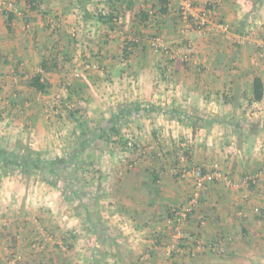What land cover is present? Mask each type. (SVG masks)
Instances as JSON below:
<instances>
[{
  "label": "crops",
  "instance_id": "obj_1",
  "mask_svg": "<svg viewBox=\"0 0 264 264\" xmlns=\"http://www.w3.org/2000/svg\"><path fill=\"white\" fill-rule=\"evenodd\" d=\"M8 1L25 5L24 11L19 14L16 12L10 26L7 25V16L4 13L7 10L5 3ZM25 1L0 0V145L10 150L14 149L17 143L28 145L35 150H40V147L52 148L56 144L55 140H51L52 133L56 130L54 118L53 115L49 116L45 109L44 99L47 93H41L29 86L33 71L41 67L42 57L48 56L51 48L57 43L48 29L49 19L53 16L46 14L48 9L42 12L43 15L38 11L27 10ZM144 1L142 7L149 6L156 0ZM179 1L181 2L174 0L172 7ZM193 2L200 7L204 3L203 0ZM138 8L140 9L135 5L133 10H128L124 6L121 9L122 15L127 14L135 18L139 12ZM80 12L84 14L82 10ZM72 14L74 13L66 11L65 21L71 22ZM209 18L213 19L210 23L219 19L230 25L231 29L227 33L214 29L195 39L191 37L189 30L184 31L185 28L180 27L182 24L175 25L169 28L170 30L164 29L163 37L171 33L178 34L168 38L170 41H167V48L170 50L164 56L166 61L175 59L173 64H159V57L154 58L151 51L142 52L140 48L130 58L133 60L129 61L137 73L140 71L138 85L136 84L138 88L130 86L125 89L123 84L119 88L117 81H120V77L113 78V90L116 92L114 97H118L117 102L121 107H116L117 110L111 109L114 111L108 121L116 117H121L120 122L128 119L133 122L129 123L128 127L136 124L137 127L134 126L132 130L140 137L138 142L136 139L135 150L125 148L117 142L106 143L98 140L97 142L104 143L108 150L113 151L102 157L92 155L91 164L96 171L93 175L87 173L85 178L92 180V185L101 179L105 186L107 202H110L111 206L103 214L104 224L109 216L128 218L132 222L137 233L136 241L129 243L133 253H119L118 239L114 238H111V253H71L72 249L67 253H58L61 245L56 249L50 246L43 253H33L32 249L40 246V240H46L45 233L49 231L52 222L47 221L49 216L46 214L42 219L38 217L39 222L37 219L33 220L34 216L22 215L23 218H20V214L29 208L19 201L20 185L9 188L4 185L0 187V264H9L13 255L18 256L20 264H244L249 263L248 261L259 264V261L264 259V99L252 105L259 106L261 128L256 138L259 149L256 145L252 153L247 147L248 144L244 145L242 153H239L238 140L232 134L226 137L223 133H218L221 124L194 130L175 118H169L166 116L167 112L166 115L163 113V110L169 108L186 106L191 111L203 112L206 109L209 114L217 113L231 106L226 103L223 105L222 97L225 91L231 93L235 101H242L241 104L244 105V97H252L253 78L248 72L249 69L242 68L240 73L237 72L239 67L248 66L249 59L257 61V57L253 58L257 46L259 70L256 69L255 75L264 83V0H222ZM134 20L131 25L136 24ZM27 21L32 24L31 28L29 25L25 26ZM140 30L143 33L152 30L150 34H155L152 28ZM181 32L183 36L180 35ZM249 38L254 40L252 43L256 47H233V44L228 42L233 40L240 44L247 41L251 43ZM71 39L69 37L62 40L61 46L63 42L69 44L73 40ZM186 41L188 46H184ZM124 44L121 45V50ZM72 45L76 47L74 40ZM101 47L105 50L104 46ZM185 60H190L191 70L184 68ZM111 63V60L107 61V64ZM155 64L163 67L164 74L153 71ZM198 66L207 68L208 72L205 70L202 74L195 73ZM227 68L230 71L224 72ZM78 75L80 74L75 77H79ZM56 76L48 73L43 78L52 84L60 75ZM102 76L103 72L98 71L93 77L81 80L84 84H81L82 91L78 88L74 97L89 115L93 114L90 111L95 97L90 93L85 94L88 91L85 86L91 85L96 92H100L97 89L99 86L104 92L105 87L110 84H104ZM54 86L53 83L51 87ZM121 99H126V103L121 102ZM155 99L162 103L161 111L150 105L154 104ZM183 101L185 106L181 104ZM96 103L98 104V101ZM243 105L241 109H244ZM109 110L110 108L103 107L95 113L105 114L110 112ZM158 112L163 116L161 119L156 117V120L158 119V124L165 129L157 127L151 115L145 117L147 113L156 116ZM169 128L172 131L167 132ZM229 129L231 128L228 127L227 130ZM161 131L167 134L163 135ZM97 142H88L80 156L88 152L91 144ZM81 143L84 144L80 141L79 146ZM54 149L58 151L56 147ZM187 149L190 150V159L181 161V155ZM177 161H181L179 166L187 169L198 165L211 170L216 166L226 179L208 184L196 198L193 178L190 175L177 174ZM0 177L15 181L23 176L18 172L3 175L0 168ZM184 206L191 207V213L181 228L185 237L180 241V252H176L172 247L178 238L179 229L177 224H169L168 219L173 210ZM30 208L34 210L33 202ZM51 209L54 214L57 213L60 227L74 230L72 234L64 233L63 237L78 234V237L70 242L73 244L82 241L84 236H80V228L83 221L80 215H75L72 206L61 200ZM91 210L92 208H88V212H92ZM23 219L30 222L26 223ZM88 219L89 216L84 222ZM91 221L90 224L98 222L92 219ZM125 238L131 242L130 237ZM199 245L206 246V249L197 250ZM210 246L218 247L214 250Z\"/></svg>",
  "mask_w": 264,
  "mask_h": 264
},
{
  "label": "rangeland",
  "instance_id": "obj_2",
  "mask_svg": "<svg viewBox=\"0 0 264 264\" xmlns=\"http://www.w3.org/2000/svg\"><path fill=\"white\" fill-rule=\"evenodd\" d=\"M76 1L77 0H42V4H41L42 11H44L45 9H48L49 12L46 14H48V15L51 14L53 16V17H50V19H49L50 20L49 27L51 29H54L55 32L52 33L51 36H53L54 40H57V43L53 48H51L52 52L56 53L57 51H60V49L62 47L60 42L62 40H64L65 38H69V37L72 38L75 41V45H76V47L74 48V50L72 52V55H70L72 57L73 61L70 64L65 66V70H64L62 75L56 74L57 76L60 75L59 76L60 78L56 76L57 78L55 79V81L52 82V84L54 83V85H55L54 87H51L52 84L49 83L50 89L47 92L46 99H44L45 109H46V113H47V107H49L48 103L51 100V98L54 95H62L64 90H66V88L68 87L69 91L67 94V96H68L67 99L62 98L61 103L59 102L60 114L53 115V118H54L53 124H54L56 130L54 133H52L53 138H51V140L56 141V144H54V147H56L58 149V151L56 152L53 146H52V148L40 147V150L42 149L43 151H49L51 153L50 154L51 156L57 155L60 157V156H63L64 153L70 154V153H72V151L77 150L79 147V143L82 139L81 130H79V128L77 127V123H75L74 120L71 118L70 112H72L73 110L77 109L80 106L74 100V97H76V95H77L78 88H81V84L83 83L81 80L88 79V77H93L96 72L100 71V72H103L102 80L104 81V84H106V83L110 84L108 86L105 85L106 87L104 89V92L102 90H100V87L98 86L97 89L101 93L96 92L94 87H92L91 85L89 87L85 86V89L86 88L88 89V91L86 90L87 92L85 94L90 93V94H92V96L95 97L93 108H91L92 111H90V113H93V114L89 115L87 113L86 109H83L84 111L81 112V114H82L81 115V122H84L87 124L86 129H85L87 133H89V131L90 132L93 131L102 122L106 123L108 121L109 117H112V112L116 109V107H117V109H118V107H121V105L117 102L118 97H114V95L116 94L115 90H113V84H114L113 78L114 77H120L121 82L117 81L119 84L118 85L119 88H121V86H122L121 84L126 86L125 89L130 88V86H135V89L138 88V86H136V84L139 81L138 76H139L140 71H139V73H137V71L134 70V67L132 66V64L129 63V61L130 60L132 61L133 59L126 60L122 54L123 48H122V50L120 48L121 45L124 44L127 39H131V38L135 37V33L133 31L135 25H131V22L134 18H132L131 15H127V14L120 15L121 16L120 22H118V25L113 24V26L110 24H107V25L101 24L96 19H88L87 20V19H84L83 14L80 12L81 9H79V5L77 4ZM179 2L175 3L177 9L180 8V3L182 2V0L180 3ZM134 3H135V5L139 6L140 9L141 8L146 9L149 7L147 5L142 7L141 4L145 3L144 0H134ZM86 4H87V9L91 13H93L94 15L98 14L99 12L105 13L111 7L110 6L111 5L110 0H86ZM5 7L8 11L12 10L15 13L17 12V14H19V13H21V11L25 10V8H23V7H25L24 3H22V4L17 3V5H16L12 1L6 2ZM193 8L195 9L196 15L200 14L199 13V11H200L199 5H197L195 3L193 5ZM131 9L133 10L134 8H131ZM140 9L138 8V10H140ZM66 11H69L70 13H74V14H72L73 18H71L73 21V22L71 21L72 23L70 21H68V22L65 21V12ZM76 14H78V15H76ZM81 14H82V17H81ZM74 16H76V18ZM171 19L173 20V21H171L173 23V25L177 24V26H178V24H180V25L182 24L180 27L186 28V25L182 21L175 22L176 20H174V17H172ZM66 20H68V18H66ZM179 20H181V19H179ZM206 20L212 21L213 19L211 20L210 18H206ZM27 23L25 24V26L28 27V25H29V28H31L32 24L28 21H27ZM134 23H136V20L134 21ZM213 23H215V24L224 23L226 26H228V27L230 26L227 23H225L224 21L219 20V19L218 20L214 19ZM206 24L208 25V23H206ZM169 25H170V28L174 27L171 23H169ZM229 29H231V28L229 27ZM151 31L148 33H151ZM184 31H186V29ZM176 35H178L177 32L168 34L167 37H163V34L160 35V38L164 39V41H165V48H166V50H168L167 52H169V50H170L169 48H167L169 45V44H167L168 43L167 41H170V39H168V38L172 37V36L175 37ZM180 35L183 36L184 35L183 32H181ZM150 38H154L153 35H150ZM253 38H255V37H253ZM250 41H251V43L249 41H247L244 44L234 42L233 40L228 41V42H231L233 44V47H236V45L237 46H240V45H247L248 46L249 45L251 47H256L255 44L252 43V41H254V40H252V38L250 39ZM64 44L65 43L63 42L62 45H64ZM144 44L145 45L147 44L146 45L148 48L147 50L152 52V55L154 58H156V56L160 58V59L158 58L159 64H164L166 62V59L163 56V55H165L164 52H163V54H160L161 53L160 51H155L153 49V47L150 46V44L147 40H144ZM101 46H104L105 50ZM257 47L255 49L256 50L254 53L255 55L253 56V58H255V57L258 58V59H256L257 61L249 59L248 66L239 67L238 68L239 71L237 73H240L242 68L249 69L248 72L251 75L255 73L256 69L259 70V48H257ZM102 52H104V53H102ZM105 58H106V60H104ZM154 58H152V59L154 60ZM262 59H264V58H262ZM108 60H111V62H112L111 65L107 64ZM252 61H253V63H252ZM88 66H89V68H88ZM162 70H163V67H159L158 64L156 66V64H155V66L153 68L154 72L161 74ZM204 70L207 71V68H205ZM153 71H151V72H153ZM39 72H40V67L37 69V71H35V70L33 71L34 75L39 73ZM194 72L202 74V71L201 72L194 71ZM72 73H74V74H72ZM78 73L80 74V75H78L79 77H75L76 74H78ZM64 74H67L68 76L67 75L64 76ZM140 78H141V76H140ZM123 80H125V81L122 82ZM83 85L84 84H82V86ZM139 86H140V84H139ZM132 89H134V88H132ZM81 91H82V88H81ZM97 101H98V104L96 103ZM120 101L121 102L123 101L126 103L127 100L121 99ZM154 101H155L154 104H150V105H154V107L156 109L161 111L163 106H162V103L160 102V100L155 99ZM83 102L86 103L85 100H83ZM129 102L130 101H128V103ZM184 102L185 101H183L181 103L182 106L183 105L185 106ZM67 103H68V105L73 106V107L71 109H69L68 107H66ZM132 103H134V102H132ZM241 103H242V101H234V103H233L234 105L226 108L225 110L222 109L221 111H219L217 113L212 112L213 114H209L207 111H205L206 109L203 112L201 110H198V114L202 115L205 118H207V117H209V118H216L217 117L218 119H225L226 118L227 119L226 121H229V123H231L233 128L237 125V123H240L245 117L247 119H258L259 120V106H250L248 104L247 98L243 101L244 105ZM99 105H101V106L99 107ZM108 105H109V107H108ZM242 105H243L244 109H241ZM103 107H105L106 109L110 108V110H109L110 112H105V114L101 113V112H98L97 114L95 113L96 111H98L100 108H103ZM185 108L187 109L188 107L186 106ZM111 109H114V110L111 111ZM6 111L8 112V109ZM216 111H218V110L216 109ZM150 115H151V117H153L155 119L157 127H159V128L161 127L163 129H165L164 126L162 127V125L160 126L158 124L159 123L158 119L156 120V117L161 119V117L163 116L162 113L158 112L156 116H153V113L152 114L147 113V114H145V117L147 118V116H150ZM6 116L8 117V114ZM164 117H165V115H164ZM139 119H141V118H139ZM137 122L140 123V121H137ZM129 123H133V122H131L128 119L120 122V125L122 127L121 133L124 136V138L129 139L132 136L135 140L137 139V142H138V139L140 136L132 130V128L134 126L137 127V125L135 124L132 127H128ZM141 123H143V125H144V121H142ZM168 131H172V130L169 128V129H167V132ZM232 131H233V129L227 130V127H225L224 124L222 126L219 125L218 133H223V135H225L226 137L228 135L232 134V136H234L236 138V140H238L237 133H233ZM161 132L163 133V135L167 134V133H164L163 131H161ZM248 145H251V146H248ZM248 145H247V147H249L248 149H250V153H252V150L255 149L256 145L258 146V149H259V142H257V141H255L254 144H248ZM35 151H38V150H35ZM112 151L113 150H111V151L108 150V148H106L104 143L97 142L96 144H91V146L88 149V152L82 154L78 159L79 163L83 162V164H85L84 169H82V170L80 169L77 171V175L81 177V180H80L81 183L79 185H80V187H83L87 193L80 200H74L71 204L69 202H67L68 204H70L72 206V210L74 211L75 215H78V216L80 215L81 221H83L82 222L83 225L80 228L81 232H82L80 234V236L81 237L84 236V237L82 238V241H79V242L76 241V243L73 244L74 248L72 249V251L70 248L69 249L67 248V245L63 244L62 237H63L64 233L72 234V232H74V230H72V231H70L69 229L66 230L65 226L60 227V224L58 222V215H57V213L54 214V212H52V209H51V207H53L57 201L60 202L61 200H64L66 202L65 197L63 195V193L65 191L61 190V186H59L58 188H53V187L45 184L41 180V175L38 172L35 173V175L28 176V177H24L22 175L23 176L22 178H17L15 181H13L12 179L7 180L3 177H0V184H1L0 187L5 185V186H7V188H9V186L13 187L15 185H18V186L20 185V188H21L20 195L21 196L19 195V201L20 202L22 201L24 203L23 205L26 204L29 207L20 214V218H23L22 215H25L27 217H33L34 216L35 218L33 220L37 219L39 222L40 219L38 217H40L42 219L43 215L46 214L47 216H49L47 221L52 222L51 227L49 225V231L47 232V234L45 233V236H47V237H45L46 240L45 241L40 240L41 241L40 246L32 249L33 253H43L44 250L48 249L50 246H52L53 248L56 249V247H59V245H61L62 248H58V253H67L70 251H71V253H111V252H113L112 251L113 247H112L111 238H114L116 240L118 239L119 242L117 241V244H118L119 249L117 251L119 253H133L132 250L129 248V246H130L129 243H131V244L134 243V240L136 241V238L135 237L129 238L131 240V242L125 238V236L123 235L124 232H122L121 229L119 227H117L116 221L118 219L117 218L118 216H116V217H114V216L110 217L109 216L106 224H104V222H103V214L105 213L106 209L109 206H111V204H110V202H107V200H108V197H106L107 192L105 190V186H103L102 180L100 179V181H98L96 184L92 185V180L88 181V179L85 178L87 176V173L93 175L96 171V168L93 167V164H91L92 155H99V157H102V156L107 155L108 153H110ZM114 152H115V150H114ZM115 153H117V152H115ZM250 153H249V155H250ZM91 178L94 179L95 177H91ZM4 182H5V184H4ZM97 195L99 196V199H97ZM32 202L34 205V210H32V208H30V205L32 204ZM28 204H30V205H28ZM88 208H92V210H91L92 212H88ZM29 209H31V210H29ZM4 212H6V211H4ZM89 213H92L93 219L98 220V222H97L98 225H104L102 227L100 226L99 230H98L99 231L98 233L102 234L101 235L102 238L100 240H96L95 236L92 233H89V231H88L89 224L88 223L85 224V222H84L85 218L89 216ZM107 214H106V216H107ZM98 215L100 218H98ZM25 221L26 220H24V222ZM29 222H30V220L26 221V223H29ZM78 229H79V227H78ZM96 235H99V234H96ZM72 237H78V234H75ZM69 238L71 239V237H69ZM55 239H56V241H55ZM91 239H94L96 241L94 243V246H91L89 244L91 242ZM50 240H52V241H50ZM116 240L114 241V243H116ZM40 241L37 240V242H40ZM248 262L249 263H244V264H253L251 261H248ZM259 264H264V259L262 261H259Z\"/></svg>",
  "mask_w": 264,
  "mask_h": 264
},
{
  "label": "trees",
  "instance_id": "obj_3",
  "mask_svg": "<svg viewBox=\"0 0 264 264\" xmlns=\"http://www.w3.org/2000/svg\"><path fill=\"white\" fill-rule=\"evenodd\" d=\"M77 4L79 5V9L82 10L84 13L83 17L84 19H96L101 24H110L113 26L118 25V22H120V15H122V7L126 6V8H130L129 10H132L131 8H134L135 3L134 0H110V9H108L107 12L101 13L99 12L96 15L91 14L87 9L86 0H77ZM174 3V0H156L154 3L150 4L148 8L146 9H140L138 13L135 15L136 24L134 27V33L135 37L131 39H127L124 44V48L122 50L123 57L126 60H129L132 58V55L135 53V51L140 50L142 48V52L144 50H147V46L144 44V39L147 38V41L150 43V41L156 37H160V35L163 33L162 31L164 29L170 30L169 23H172L173 21L171 18L174 17L175 22L182 21L181 18V10L180 8H176V5L172 7V4ZM26 9L29 11H38L41 15H43L42 11V0H26ZM219 4H208L205 5L204 11L208 10H214L216 11L219 7ZM41 8V9H40ZM201 8V10H203ZM175 9V10H174ZM5 15L7 16V25L10 26V23L12 20L16 17V13L12 10H6L4 11ZM181 19V20H179ZM134 20V21H135ZM192 25H191V24ZM173 25V23H172ZM177 25V24H175ZM175 25H173L175 27ZM189 26L191 29L189 30L191 33L192 38H198L200 34L197 32V29L194 27L192 22V17L189 19ZM144 28L145 30H148L149 28H152L155 30V34H153L154 38H150V33H143L140 29ZM195 28V29H194ZM48 29L54 33V29H51L48 27ZM147 34V35H146ZM72 40V39H71ZM164 40V39H163ZM69 41V40H68ZM73 41V40H72ZM72 41L69 42V44H64L60 51H57L56 53H53L50 51L48 56H43L41 60V67L40 72L35 74L29 82V86L36 89L37 91L41 93H47L50 89V84L46 81H44L45 74L51 73V74H61L64 71V68L66 65L70 64L73 59L70 55H72V52L74 50V45H72ZM67 42V41H66ZM165 42V41H164ZM68 43V42H67ZM188 41L185 42L184 46H188ZM151 46V45H150ZM152 47V46H151ZM155 51H160V54H167L166 50L163 49H155ZM165 56V55H163ZM189 58V57H187ZM175 59H167L168 64H173ZM190 60L183 61V66L187 70H191L192 67L190 65ZM198 69H196V72L205 73V68L198 66ZM195 69V66H194ZM226 71H230V69H224ZM161 74H164L163 71ZM252 97L248 98L245 96L244 98L248 100V104L252 106L254 103H259L263 101L264 99V83L262 79L252 74ZM68 88V87H67ZM231 91H233V88H231ZM223 105L230 104L233 105L235 101V97L228 91H225V94L222 97ZM83 106H79L77 109L70 112L71 118L74 120L75 123H77V127L79 130H81L82 139L81 142H84V144L81 143V146L78 147L77 150L73 151L72 153L66 154L64 153L63 156H57L53 155L51 156L49 151H43L38 150L35 151L28 145H24L22 143H17L16 147L14 149H8L7 147H3L0 145V168L3 172V175H7L8 173L18 172L19 174L23 175L24 177L35 175V173H40L41 180L53 187L58 188L61 186V190L65 191L63 193L66 202H69L70 204L74 200H80L85 196L87 193L83 187H80L81 183V177L77 175L78 170L84 169L83 162L79 163V157L82 153V150H85V148L88 146V142L93 141L97 142L103 141L106 143H119L121 146L128 148L130 150L136 149V142H134L132 147L128 146L129 141L124 138L122 135V127L120 125V118L112 119L106 123H101L98 125L93 131H89V133L86 132V123L81 122V112L84 110ZM169 118H175L177 119L181 124L186 125L188 127L193 128L196 130L197 128H203L212 124H221L225 127H229L233 129V133H237L238 136V143H237V150L239 153H242L243 146L247 145L252 142L254 144V141H256V138L259 136V132L261 131L260 128V122L258 119H247L246 117L240 122L237 123V125L233 128L231 123L229 121H226L227 119H218L216 118H205L202 115L198 114V111L190 110L189 108L184 107H173L172 109L163 110V113ZM183 156L185 158L190 159V150L187 149L183 152ZM180 158V157H179ZM180 160V159H178ZM181 161H177L175 163L177 168V174H180L178 167ZM203 168V167H202ZM252 187V186H251ZM99 217V215H98ZM170 219H174V215L171 213L169 214ZM91 219H93L92 213H89V219L85 222L89 224L88 231L89 233H92L96 240H100L102 238V234L98 233L99 227L104 225H98V223H92ZM99 234V235H96ZM73 235H70L71 239H76V237H72ZM70 238L64 236L62 237L63 244L67 245V248L73 249L74 243L72 244L70 242ZM96 241L94 239H91V242L89 243L91 246H94V243ZM104 242V241H103ZM40 245V244H39Z\"/></svg>",
  "mask_w": 264,
  "mask_h": 264
},
{
  "label": "built area",
  "instance_id": "obj_4",
  "mask_svg": "<svg viewBox=\"0 0 264 264\" xmlns=\"http://www.w3.org/2000/svg\"><path fill=\"white\" fill-rule=\"evenodd\" d=\"M203 6L200 7V14H195V9L193 8L194 2L193 0H182V2L180 3V10H181V18H182V22L186 25L187 30H190L191 27L189 26V19L190 17H192V22L194 27L197 29V32L202 35L203 33L207 32V31H212L214 29H219L221 31L224 32H228L229 31V27L226 26L224 23H210V21L206 20V18H209L213 13L214 10H208V11H204L205 5L208 4H221L222 0H203ZM201 8H203V10H201ZM197 13V12H196ZM208 23V25L206 24ZM191 24V23H190ZM192 25V24H191ZM194 28V29H195ZM153 48L157 49H163L166 50L165 48V42L162 38L160 37H156L154 39H152L149 43ZM167 52V50H166ZM264 56V53H263ZM89 68V66H88ZM68 88H66V90H64L62 95H54L51 100L48 103L47 107V113L49 115H58L60 114V104L61 103V99H67V94H68ZM66 107H68L69 109H71L73 106L68 105V103L66 104ZM127 140L129 141L128 146L132 147L134 142H136V140L131 136L129 139L127 138ZM185 160V156H183V154L181 155V161ZM179 172H181L184 175H190L193 180H194V185H195V190H196V198L199 196V194L201 193L202 190H204L208 184L217 182V181H221V180H225L226 177L223 175V173H221L218 168H216V166L211 169V170H206L204 168H202L201 166L198 165H194L192 166V168H185V167H178ZM191 213V207L189 206H184L181 209L178 210H173L172 214L174 215V219H168V223L169 224H177V227L179 229L178 231V238L176 240V242L173 244V251L176 252H180V241L182 239H184L185 237V233L182 231V226L184 224H186V222L188 221L189 218V214ZM117 227H119L121 229L124 236L130 237V238H134L137 236V233L134 230L133 224L132 222L128 219V218H123L118 216L117 217ZM218 246H210V248H213L214 250L217 249ZM206 249V246L204 245H199L197 247V250H204ZM172 254V253H170ZM21 261L18 258V256L13 255L10 259H9V264H20Z\"/></svg>",
  "mask_w": 264,
  "mask_h": 264
}]
</instances>
